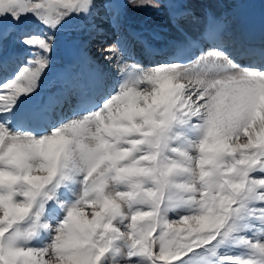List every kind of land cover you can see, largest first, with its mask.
I'll list each match as a JSON object with an SVG mask.
<instances>
[{
    "label": "snow or ice",
    "instance_id": "6c2138e0",
    "mask_svg": "<svg viewBox=\"0 0 264 264\" xmlns=\"http://www.w3.org/2000/svg\"><path fill=\"white\" fill-rule=\"evenodd\" d=\"M101 9L0 0V264H264V47L209 15L147 66L118 38L113 76L75 36Z\"/></svg>",
    "mask_w": 264,
    "mask_h": 264
},
{
    "label": "bare ground",
    "instance_id": "6f19581e",
    "mask_svg": "<svg viewBox=\"0 0 264 264\" xmlns=\"http://www.w3.org/2000/svg\"><path fill=\"white\" fill-rule=\"evenodd\" d=\"M167 1L168 2L165 5L166 7H168V4L170 2H172V5H174V7L171 6V7L167 8L168 9V17H169L168 20L171 18L172 21L177 22V20L172 18L170 16V14H169L170 11L173 10V9L174 10H182V11H185L188 15H193V16H195L197 18H203V19H206L207 16L211 15L213 17H216L217 19L225 20L226 21L225 23L230 26L229 27L230 30L233 31L236 35H237L238 31H239V24H240L241 19L246 17V16H248L249 14L257 12V15L259 16V18L264 20V0H234V1L233 0H228L227 2H229L228 4H230V7H229L230 9L226 8L228 6V5H226L227 2L224 5H221L220 4L221 1L217 2L216 0H201L202 1L201 3L195 2V3L198 4V8L197 9H194L192 5L189 6V4H192V3L187 4L186 2H184V0H177V1L176 0L175 1L174 0H172V1L167 0ZM239 6H241V7H239ZM126 7L127 6H125V0H123L121 12H125ZM104 12H105V16L107 18L106 22H109L108 17L111 16V15L106 10H104ZM183 20H184V18L178 20V23H180ZM96 23L97 22L95 21V24ZM119 24L120 23L118 22V26H114L113 22H111V28L107 30L109 32H106L105 34L101 35L102 37L100 39H106V41H107V39L112 38L114 40L115 39L114 35L117 34L118 33L117 30H119ZM176 24L177 23L173 24V26H172L173 30H174V33L178 32V31H181V33H183V34L186 33L188 35H191V37H193V39L199 37V31H200L199 28L203 27V23L198 22L197 20H194V22H193L192 19H191V23L189 24V27L188 26L187 27L184 26L185 28L184 27H182V28L175 27ZM126 27H127V25L125 26V28ZM132 27L134 29L131 31V34L129 32H128V34L132 35L133 39L137 40L135 35H134L135 32H139L140 36H145V37L148 38V36L146 34H142L141 35V33H140V32H144V28H142V31H141L140 29H138L139 27H135V26H132ZM100 29L105 30V28H100ZM167 29L168 28L163 27V29H162L163 31H161V32H165V31L169 32V30H167ZM181 29H185V30H181ZM95 33L96 32H92V33H89V34L93 36ZM121 34L122 35L119 38H121L122 41L125 42L126 41L125 37H129V36H127L126 33L123 34V32H121ZM166 36H168V35H166ZM86 37L88 38V40H90L89 36H86ZM148 42L151 44L149 39H148ZM156 44L157 43L154 41V45H156ZM165 44L170 46L169 43H165ZM82 49L84 51V48H82ZM13 50H15V49L12 48V45H11L10 41L6 42L4 50H3L2 53H0V55L5 53L6 55H3V56H7ZM64 50H65L64 55L60 56L61 59L64 61V64L72 62L73 56L75 55L74 51H70V50L65 49V48H64ZM151 50H154V48H151ZM146 55L148 56L149 54L147 53ZM117 57H119L118 59H120L119 60L120 62H122V63L125 62V64H130L128 61L123 60L124 56H121L119 52H117ZM145 61H147V58H145ZM99 65L101 67H104L105 65H107V63H105V65L104 64H102V65L99 64ZM73 71L74 72H78V73H87L88 68L86 66H84V65L77 64V65L74 66ZM115 72L116 71L113 70V67H109V70L106 73H111V74L114 75Z\"/></svg>",
    "mask_w": 264,
    "mask_h": 264
},
{
    "label": "rangeland",
    "instance_id": "374dc122",
    "mask_svg": "<svg viewBox=\"0 0 264 264\" xmlns=\"http://www.w3.org/2000/svg\"><path fill=\"white\" fill-rule=\"evenodd\" d=\"M170 1H172V0H170ZM216 1L217 2L221 1L220 4L224 5L228 0H216ZM120 2H121V4H123V0H120ZM184 2H186L187 4L192 3V4H189V6L192 5L194 9H197L198 8L197 3H201L202 1L201 0H184ZM195 2H197V3H195ZM228 3L229 2L226 3V5H228L226 8L230 9L229 8L230 4H228ZM164 5H165V1L158 9H137V8H134V7L127 5L126 0H125V6H127V7L125 9V12H121L122 14H121V17L119 20V23H120L119 25H123L126 22H128L131 25H135V26L140 27V28L143 27V28L149 30L151 32L152 38L154 37L155 41H157V42H160V41L168 42V40H170L172 44H176V45L181 44V43H183L182 41L185 39H183L181 36H179V34H181V33H178V32H176L177 34L174 33L172 26H173V24H175L177 22L172 21L171 18L168 20L169 17L167 16L168 14L164 8L165 7ZM239 7H241V6H239ZM188 16H190V15H188ZM106 20H107V18L105 16L104 9H101L100 16L95 21L97 22L96 23L97 28H99V29L105 28V30H103V34H105L106 32H109L107 30L111 28V22H113L111 16L108 17L109 22H106ZM193 22H194V20H193ZM190 23H191L190 20L188 21V23H187V21L182 22V23H180V25L182 24L180 27H182V26L183 27L184 26L189 27ZM163 27L168 28L167 30H169V32H166V31L161 32V31H163L162 30ZM175 27H178L177 24L175 25ZM147 30H145V31L149 32ZM181 30H185V29H181ZM117 31H118V33L114 35L115 39L113 40L112 38H109L110 40L107 39V41H106V39H100L102 37L101 35L95 33L92 36L87 31L75 33V36H76V39L78 41V44H80L79 45L80 47H82V48L87 47L86 49H84V51L88 55H90L92 59L94 58L93 59L94 61H96L98 64H101V65L104 64L105 65L106 62L103 59V56L106 54L105 49H107L111 45L116 44L117 39L122 35L120 30H117ZM122 32H123V34L126 33L125 31H122ZM166 35H168V36H166ZM86 36H89L90 40H88V38ZM158 38H160V39H158ZM15 50L18 51V49H15ZM63 54H64V52L61 50H59L57 52V54L55 56L56 59H54V71L60 69V68L57 69L56 68L57 66L63 67L64 63L60 59V56H62ZM117 58H119V57H117ZM118 60H120V59H118ZM122 64H125V62H123ZM102 69L104 72H107L109 70V66L105 65L104 67H102ZM113 70L117 71L115 66H113ZM115 74H116V72L114 73V75Z\"/></svg>",
    "mask_w": 264,
    "mask_h": 264
}]
</instances>
